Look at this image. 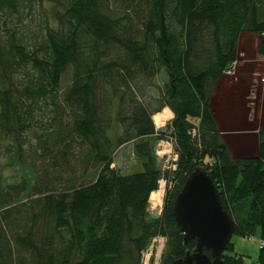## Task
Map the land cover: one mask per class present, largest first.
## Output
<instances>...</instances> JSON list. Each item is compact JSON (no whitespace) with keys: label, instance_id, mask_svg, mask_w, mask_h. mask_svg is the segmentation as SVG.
Masks as SVG:
<instances>
[{"label":"trees","instance_id":"16d2710c","mask_svg":"<svg viewBox=\"0 0 264 264\" xmlns=\"http://www.w3.org/2000/svg\"><path fill=\"white\" fill-rule=\"evenodd\" d=\"M35 7L34 32L11 25ZM244 34L264 55V0H0V264H139L159 238L171 264L196 247L173 213L196 167L264 264V130L256 157L234 159L210 106ZM163 109L168 135L152 122ZM149 138L173 142L170 170ZM130 144L140 168L123 174L114 155ZM222 263L243 264L231 243Z\"/></svg>","mask_w":264,"mask_h":264},{"label":"rangeland","instance_id":"374dc122","mask_svg":"<svg viewBox=\"0 0 264 264\" xmlns=\"http://www.w3.org/2000/svg\"><path fill=\"white\" fill-rule=\"evenodd\" d=\"M45 10L50 11L51 9L49 8L48 5H45ZM38 12L40 11L36 7L32 10L27 8L26 11L24 10L20 14L19 17L17 16H14L13 18L11 17L12 19L10 20V23L12 26H18L21 28H25L27 33L34 32L35 25L37 24V21H38L37 16L41 13V12L40 13ZM247 39L249 40L247 42L245 41V45L248 49V53L246 51H245L246 53L243 51V54L246 59L245 62H249V59L252 57L251 54H253L254 52V51L252 52V49H254V44L258 40V39H254L253 41L252 38H247ZM258 44H259V41H258ZM258 44H256L257 48H258ZM245 67L248 68V66H245ZM246 68H241L239 71L244 72L245 70H247ZM241 76H243V78L245 79L248 78V75H241ZM228 77H230V75ZM226 79L227 77H225L224 81L222 80L223 81L222 89L225 90V92L221 93L220 102H219L221 105L220 107L221 109H224V110L227 109L225 116L222 117L223 118L222 120L223 128L220 127V129L223 130V133H222L223 136L221 135L222 141L224 142L231 156L234 159L253 158L254 156L258 154L259 131L262 129L264 130V110L257 114V115H261V117L263 118L262 119L261 117H259L262 123L257 121L255 123H249L248 125H246V121L244 118L246 115L245 113H241V112H244V110L240 112V109L243 107V105H241L242 100H239L238 97L235 99L237 92L239 91L236 88L237 85L235 86V88H233V86H229L230 88L229 90L227 84H225L227 81ZM160 82L161 81L159 79H156V84H159ZM217 88L218 86H216V88L213 90V93L215 92V90H217ZM245 88L246 87H243L241 91H244ZM230 97L232 98L230 99ZM40 109L42 111V115L44 116L47 113H49V110H50L49 102L41 101ZM168 111L170 112L171 117L165 122L164 126L157 127L153 123L155 130H163L165 135L169 134L171 130L170 123L173 120V113L169 109ZM226 116L228 118H226ZM117 130L118 129H115V131L113 132H116ZM110 135L112 136L111 132H110ZM112 137H114V135ZM152 138H149V141L153 146V152L155 156H157L155 154L156 145L160 144L161 141L167 142L168 149H165L166 151H164V153L162 152L163 155L160 154L159 156H157V158L160 161V165L163 171L170 170L171 169L170 163L173 160V154H174L173 142L170 139H166V138L160 141L153 142L151 140ZM245 156H250V157H245ZM114 165L117 168H120L123 174L131 173L132 171H136L140 168L138 166L139 163L137 161L136 156L134 155L133 146L131 144L125 147H122L115 152ZM7 175L10 176L11 174L8 173ZM162 181L163 182H161V184L163 185H160V188L161 187L163 188V195L161 197L160 205L156 207H152L149 204L150 207L148 211H149L150 216L152 217L159 216L163 208L167 184L166 182H164V180ZM164 243L165 241L163 238L154 240L149 246V248L145 252L142 253V256L139 260V264H159L158 262L160 260V256H161V253L164 247ZM230 243L234 246L235 253L242 257L243 264H255L257 257H258L259 248L261 246L258 234L250 238L233 235Z\"/></svg>","mask_w":264,"mask_h":264},{"label":"water","instance_id":"95a60500","mask_svg":"<svg viewBox=\"0 0 264 264\" xmlns=\"http://www.w3.org/2000/svg\"><path fill=\"white\" fill-rule=\"evenodd\" d=\"M173 213L184 245L195 241L196 247L171 264H223L222 256L234 235V223L203 167H196L187 176L174 200ZM204 251L209 252L210 258Z\"/></svg>","mask_w":264,"mask_h":264},{"label":"crops","instance_id":"0c3cea01","mask_svg":"<svg viewBox=\"0 0 264 264\" xmlns=\"http://www.w3.org/2000/svg\"><path fill=\"white\" fill-rule=\"evenodd\" d=\"M247 38H252L253 41L254 39H258L257 42L254 44V49H252V52L254 51L253 54L249 52L252 55V57L249 59V62H245L246 59L243 54V51L244 52L246 51L248 53V49L245 45V41L247 42L249 40ZM258 41H259V37L256 35L244 34L239 38L238 49H237V61L233 63V65L229 68V72L228 73L226 72L225 75H223L220 78V81L217 85L218 86L217 90H215V92L212 93V97L210 100L212 117L215 121L218 130H220L222 136H223L222 134L223 130L220 129V127L223 128L222 117L225 116L227 109L225 110L221 109L220 108L221 105L219 102H220L221 93L225 92V90L222 89L223 86L222 83L225 80V77H227L226 79L227 81L225 84H227L229 90H230L229 86H233V88H235V86L237 85L236 88L239 91L237 92L235 99L238 97L239 100H242L241 105H243V107L240 109V112L244 110V112L241 113H245L246 115L244 117L246 121V125H248L249 123H255L257 121L261 122V119L259 118L261 117V115H257V114L264 110V55H260L258 53V48L256 45L258 44ZM245 66H248V68H246ZM241 68H246L247 70L241 72L239 71ZM229 75L230 77H228ZM241 75H248V78L245 79ZM243 87L246 88L244 91H241ZM231 98L232 97H230V99ZM226 118L228 117L226 116ZM245 157H250V156H245Z\"/></svg>","mask_w":264,"mask_h":264},{"label":"bare ground","instance_id":"6f19581e","mask_svg":"<svg viewBox=\"0 0 264 264\" xmlns=\"http://www.w3.org/2000/svg\"><path fill=\"white\" fill-rule=\"evenodd\" d=\"M170 117L171 116H170V112L168 111V109H163L160 113H157L152 117V121L155 124V126L162 127V126H164L165 122ZM158 146H159V144H157L155 147V151H156L155 154L157 156H159L158 154L162 155V152L159 151L160 149L158 148ZM158 151H159V153L157 154ZM161 185H163V184H161ZM162 195H163V188L161 187L159 191H155V192L151 193L149 200H148V203L152 207H156V206L160 205Z\"/></svg>","mask_w":264,"mask_h":264},{"label":"built area","instance_id":"2783aa9c","mask_svg":"<svg viewBox=\"0 0 264 264\" xmlns=\"http://www.w3.org/2000/svg\"><path fill=\"white\" fill-rule=\"evenodd\" d=\"M192 135L195 136V132H193ZM158 148L160 149V150H159L160 152H164V151H166L165 149H168V144H167V142H163V141H161L160 144H159V146H158ZM159 151L157 152V154L159 153ZM158 155H160V154H158ZM162 155H163V154H162Z\"/></svg>","mask_w":264,"mask_h":264},{"label":"clouds","instance_id":"9594fccd","mask_svg":"<svg viewBox=\"0 0 264 264\" xmlns=\"http://www.w3.org/2000/svg\"><path fill=\"white\" fill-rule=\"evenodd\" d=\"M175 159H176V156L173 155V160H175ZM161 182H163V181H161ZM161 182H159L158 190H159V188H160ZM158 190H157V191H158Z\"/></svg>","mask_w":264,"mask_h":264}]
</instances>
